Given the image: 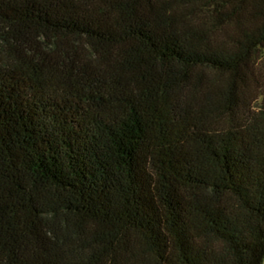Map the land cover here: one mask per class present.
<instances>
[{"label":"trees","instance_id":"obj_1","mask_svg":"<svg viewBox=\"0 0 264 264\" xmlns=\"http://www.w3.org/2000/svg\"><path fill=\"white\" fill-rule=\"evenodd\" d=\"M264 0H0V264H261Z\"/></svg>","mask_w":264,"mask_h":264},{"label":"rangeland","instance_id":"obj_2","mask_svg":"<svg viewBox=\"0 0 264 264\" xmlns=\"http://www.w3.org/2000/svg\"><path fill=\"white\" fill-rule=\"evenodd\" d=\"M261 264H264V258H263V260H262V263Z\"/></svg>","mask_w":264,"mask_h":264}]
</instances>
